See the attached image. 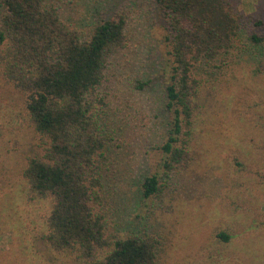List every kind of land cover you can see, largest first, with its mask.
Wrapping results in <instances>:
<instances>
[{
    "label": "rangeland",
    "instance_id": "rangeland-1",
    "mask_svg": "<svg viewBox=\"0 0 264 264\" xmlns=\"http://www.w3.org/2000/svg\"><path fill=\"white\" fill-rule=\"evenodd\" d=\"M103 1L129 19L126 47L113 56L102 88L118 136L106 172L107 216L122 235L144 229L160 235L158 264H264V54L237 49L198 68L192 159L167 173L159 149L167 120L160 110L166 87L160 12L150 0ZM235 1L252 18L243 39L264 33L254 24L264 21V0ZM148 79L150 86L138 89ZM33 142L26 97L0 82V176L12 182L0 187V264H88L51 247L47 202L27 200L16 167ZM152 174L162 192L145 199L141 186ZM221 232L231 240H221Z\"/></svg>",
    "mask_w": 264,
    "mask_h": 264
},
{
    "label": "trees",
    "instance_id": "trees-1",
    "mask_svg": "<svg viewBox=\"0 0 264 264\" xmlns=\"http://www.w3.org/2000/svg\"><path fill=\"white\" fill-rule=\"evenodd\" d=\"M85 1L0 0V82L26 97L38 136L16 170L30 204L47 202L45 236L55 250L88 264H158L162 237L148 229L122 235L105 207L106 172L114 166L118 136L102 88L113 56L126 47L128 15L107 9L103 0L82 11ZM150 3L162 20L166 87L160 110L167 120L159 149L170 173L192 159L198 68L237 49L264 54V33L243 39V25L252 18L235 0ZM254 24L264 27L263 20ZM150 83L139 80L138 89ZM7 183L0 176V187ZM141 190L145 199L160 195L159 175L145 177ZM219 238L229 242L232 236L221 232Z\"/></svg>",
    "mask_w": 264,
    "mask_h": 264
}]
</instances>
